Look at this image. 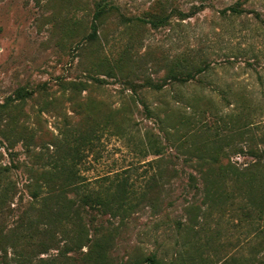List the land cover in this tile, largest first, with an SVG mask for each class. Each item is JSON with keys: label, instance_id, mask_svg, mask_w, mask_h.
<instances>
[{"label": "rangeland", "instance_id": "374dc122", "mask_svg": "<svg viewBox=\"0 0 264 264\" xmlns=\"http://www.w3.org/2000/svg\"><path fill=\"white\" fill-rule=\"evenodd\" d=\"M95 1L0 0V104L31 92L0 106V165L17 183L13 201L0 204V264H136L149 255L264 264V0H112L119 10L91 39ZM237 2L242 13L227 10ZM152 17L167 19L153 27L144 22ZM109 114L130 137L104 129L81 171L91 188L126 177L131 199L106 211L67 192L69 209L43 206L49 193L35 198L26 187V134L38 150L60 145ZM11 128L8 149L2 131ZM150 133L160 155L140 151ZM205 148L221 157L213 168L199 166ZM213 177L225 183L215 201L205 181Z\"/></svg>", "mask_w": 264, "mask_h": 264}, {"label": "trees", "instance_id": "16d2710c", "mask_svg": "<svg viewBox=\"0 0 264 264\" xmlns=\"http://www.w3.org/2000/svg\"><path fill=\"white\" fill-rule=\"evenodd\" d=\"M239 4L240 3L237 2L231 5L227 10L236 14L242 13L244 10L239 7ZM93 5V23L89 35L91 39H95L98 36L99 22L112 11L119 10V7L113 4L112 0H97ZM166 19L167 17H152L144 19V22L151 24L153 27H159L166 22ZM126 20L130 21V18ZM139 20L143 21V19ZM182 80L189 81L190 79L185 78ZM30 95L31 92L28 89L22 88L17 92V98H10L5 103L0 104V106L6 109L10 100L24 99ZM11 121L12 118L10 119V122ZM103 124V127H99V125L95 123L89 128H80V130L75 133L74 139L67 137L64 143L60 145L56 144L54 139L53 141L44 143V145L40 146L39 150L34 143L35 134L32 131L26 134L23 147L31 157V162L25 165V171L27 173L26 187L31 189L33 197L35 198L40 197L43 193H49V196L40 200L43 204L45 203L43 206L49 208V202L52 200V203L57 206L61 205L64 209H69L70 203H73L74 200L67 198V192H71L78 196L84 205L96 208L102 207L106 211L114 208L111 206V202L113 201H118L122 204L126 202V200L131 199V189H129L130 183L126 177L119 180H111L110 185L104 182L109 178L103 177L102 180L99 181L100 184L98 188H91L90 184L86 183L85 176L81 171V166L86 156L85 154L88 149L93 150V143L96 139H99L100 132L104 129L105 131L107 129H114L116 132L123 133V135L129 134V129L117 124L112 114L106 117ZM13 131V128H11V132L2 131L3 139L8 144V149L14 148L17 142L15 137L12 136ZM128 137L130 136L128 135ZM147 138L148 141L146 143L148 145L145 144V146H142L140 151H145V156L149 154L160 155L162 147L159 138L154 137L152 133L148 134ZM72 142L74 144H72ZM234 150L236 151L237 149ZM199 157L200 167L208 164L209 168H211L221 162V157L214 148H205ZM11 169L12 168L8 165H0V204L12 202L16 195L17 183L10 176ZM216 178L217 177H213L208 179V181L205 180L208 184L207 188L209 193L212 195L211 200L213 201L216 200V193H218L219 189L225 184L223 179L219 181ZM156 185H159L156 178H153V182L148 183L149 189ZM136 264L164 263L155 255H149L144 261Z\"/></svg>", "mask_w": 264, "mask_h": 264}]
</instances>
